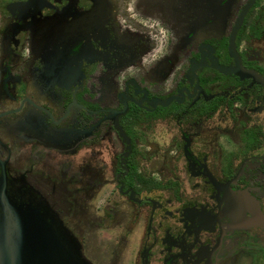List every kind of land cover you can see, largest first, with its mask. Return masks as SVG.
Here are the masks:
<instances>
[{"label": "flooded vegetation", "instance_id": "af4514ba", "mask_svg": "<svg viewBox=\"0 0 264 264\" xmlns=\"http://www.w3.org/2000/svg\"><path fill=\"white\" fill-rule=\"evenodd\" d=\"M31 207L87 264H264V0H0L1 256Z\"/></svg>", "mask_w": 264, "mask_h": 264}, {"label": "water", "instance_id": "95a60500", "mask_svg": "<svg viewBox=\"0 0 264 264\" xmlns=\"http://www.w3.org/2000/svg\"><path fill=\"white\" fill-rule=\"evenodd\" d=\"M20 213L14 235L4 242L9 248L4 256L0 255L4 264H87L55 215L50 217L33 207L26 211L21 208Z\"/></svg>", "mask_w": 264, "mask_h": 264}, {"label": "rangeland", "instance_id": "374dc122", "mask_svg": "<svg viewBox=\"0 0 264 264\" xmlns=\"http://www.w3.org/2000/svg\"><path fill=\"white\" fill-rule=\"evenodd\" d=\"M57 216H58V215H57ZM61 225H62V228L65 229V230L67 231V233L71 236V238L73 239V241L77 240L76 237H75V235L72 234V232L67 228V229L69 230V231H68V230L66 229V227L64 226V224L61 223Z\"/></svg>", "mask_w": 264, "mask_h": 264}]
</instances>
